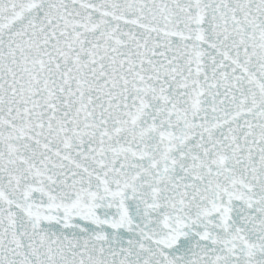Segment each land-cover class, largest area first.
<instances>
[{
	"label": "snow or ice",
	"instance_id": "snow-or-ice-1",
	"mask_svg": "<svg viewBox=\"0 0 264 264\" xmlns=\"http://www.w3.org/2000/svg\"><path fill=\"white\" fill-rule=\"evenodd\" d=\"M0 264H264V0H0Z\"/></svg>",
	"mask_w": 264,
	"mask_h": 264
}]
</instances>
